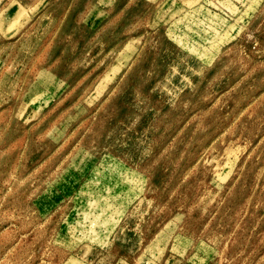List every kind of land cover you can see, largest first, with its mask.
<instances>
[{"label": "rangeland", "instance_id": "rangeland-1", "mask_svg": "<svg viewBox=\"0 0 264 264\" xmlns=\"http://www.w3.org/2000/svg\"><path fill=\"white\" fill-rule=\"evenodd\" d=\"M0 264H264V0H0Z\"/></svg>", "mask_w": 264, "mask_h": 264}, {"label": "bare ground", "instance_id": "bare-ground-1", "mask_svg": "<svg viewBox=\"0 0 264 264\" xmlns=\"http://www.w3.org/2000/svg\"><path fill=\"white\" fill-rule=\"evenodd\" d=\"M107 82V81H106Z\"/></svg>", "mask_w": 264, "mask_h": 264}]
</instances>
